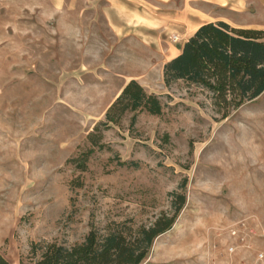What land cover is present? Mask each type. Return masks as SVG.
I'll return each instance as SVG.
<instances>
[{
  "label": "rangeland",
  "instance_id": "1",
  "mask_svg": "<svg viewBox=\"0 0 264 264\" xmlns=\"http://www.w3.org/2000/svg\"><path fill=\"white\" fill-rule=\"evenodd\" d=\"M254 3L0 0V252L11 264L31 241L147 224L182 181L185 205L142 264H264V92L220 120L208 92L162 81L200 24L264 28ZM128 79L163 113L132 126L127 114L78 171L67 159Z\"/></svg>",
  "mask_w": 264,
  "mask_h": 264
},
{
  "label": "trees",
  "instance_id": "2",
  "mask_svg": "<svg viewBox=\"0 0 264 264\" xmlns=\"http://www.w3.org/2000/svg\"><path fill=\"white\" fill-rule=\"evenodd\" d=\"M166 87L177 81L196 86L210 94L211 104L227 118L233 110L264 92V28L233 27L227 22L200 24L183 42L179 53L162 67ZM164 104L155 92L145 89L136 79L128 80L95 123L83 143L67 162L80 172L87 170L95 150L105 147L104 131L119 127L127 114L129 126L137 115L146 112L160 116ZM136 166L137 162H121ZM79 177L70 187H81ZM186 182L169 192L170 212H160L149 223L132 220L108 223L103 230L91 227L80 242L65 245L57 241H31L18 264H142L156 238L168 231L185 205ZM0 264L11 262L0 252Z\"/></svg>",
  "mask_w": 264,
  "mask_h": 264
},
{
  "label": "crops",
  "instance_id": "3",
  "mask_svg": "<svg viewBox=\"0 0 264 264\" xmlns=\"http://www.w3.org/2000/svg\"><path fill=\"white\" fill-rule=\"evenodd\" d=\"M249 1H255V2L257 1V3H254V6H255L256 10L259 11V16L262 18V20L258 24L260 26L264 27V0H249ZM178 53H179V51H177L174 56H176ZM174 56H172V57H174Z\"/></svg>",
  "mask_w": 264,
  "mask_h": 264
},
{
  "label": "built area",
  "instance_id": "4",
  "mask_svg": "<svg viewBox=\"0 0 264 264\" xmlns=\"http://www.w3.org/2000/svg\"><path fill=\"white\" fill-rule=\"evenodd\" d=\"M172 40H173V42H176V41H178V37L177 36H173ZM260 257H262V255H260Z\"/></svg>",
  "mask_w": 264,
  "mask_h": 264
}]
</instances>
